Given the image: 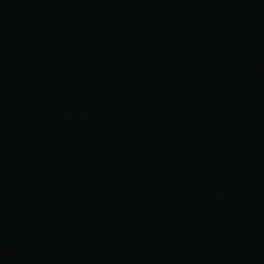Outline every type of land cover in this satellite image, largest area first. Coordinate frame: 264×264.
Here are the masks:
<instances>
[{
  "label": "water",
  "instance_id": "1",
  "mask_svg": "<svg viewBox=\"0 0 264 264\" xmlns=\"http://www.w3.org/2000/svg\"><path fill=\"white\" fill-rule=\"evenodd\" d=\"M0 264H264V0H0Z\"/></svg>",
  "mask_w": 264,
  "mask_h": 264
}]
</instances>
